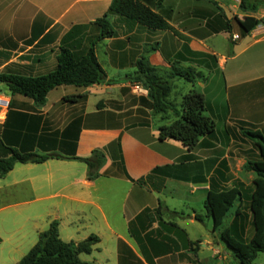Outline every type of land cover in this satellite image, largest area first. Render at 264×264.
Returning <instances> with one entry per match:
<instances>
[{"label":"crops","instance_id":"1","mask_svg":"<svg viewBox=\"0 0 264 264\" xmlns=\"http://www.w3.org/2000/svg\"><path fill=\"white\" fill-rule=\"evenodd\" d=\"M138 1L169 28L151 29L107 12L114 34L93 46L103 82L57 85L38 105L0 81V157L8 148L50 154L37 163L16 162L0 177L1 260L16 263L56 220L64 241L98 237L80 258L84 262L238 264L213 231L203 200L208 190L236 187L241 197L224 214L222 228L247 240L253 176L242 163L258 157L241 131L264 136V0H241L242 6L240 0ZM109 2L0 0V74L50 72L60 46L84 52L98 33L93 21ZM142 54L162 74L171 64L202 74L193 82L172 79L168 95L179 103L188 90L202 94L203 114L214 128L192 149L157 138V128L175 116L152 113L146 90L130 81ZM95 148L104 163L89 179L85 164L72 157ZM48 198L50 210L39 202ZM70 212L82 213L90 226L86 234L61 237Z\"/></svg>","mask_w":264,"mask_h":264},{"label":"trees","instance_id":"2","mask_svg":"<svg viewBox=\"0 0 264 264\" xmlns=\"http://www.w3.org/2000/svg\"><path fill=\"white\" fill-rule=\"evenodd\" d=\"M239 4L242 6L241 0ZM107 12L117 13L151 29L169 28L157 12L138 0H110L107 11L94 19L98 33L84 52L75 53L60 46L55 56V66L50 72L35 77L0 74V81L5 82L11 92L21 93L38 105L43 102L46 92L57 85L86 87L103 82L105 73L95 57L93 46L97 40L114 34ZM201 77L202 74L194 68L175 64H171L167 73L162 74L148 63L144 54L135 60L130 81L146 90L147 103L152 113L162 114L170 110L175 116L171 122L157 128L159 140H177L190 150L201 136L213 133L214 122L203 114L204 101L201 93L194 90L183 93L177 110L168 99L172 79L193 82ZM241 133L252 141L258 157L246 158L242 163V168L253 176L246 197L251 234L245 240L241 236L232 237L228 229L222 228L224 214L232 202L241 197V192L236 187L208 190L203 207L205 213L212 218L213 231L219 235L237 263L252 264L256 254L264 250V136L256 129H243ZM8 150V156L0 157V177L16 162L37 163L50 157V154L19 152L12 148ZM72 158L85 164L87 178L100 175V168L104 163L100 149L90 150L86 157ZM142 181L143 178L136 180L138 183ZM241 215L242 213L238 214ZM194 217L198 218L197 215ZM97 241L98 237L93 233L79 241H64L58 236L57 221L51 220L44 230L37 233L36 241L14 264H95L80 260L78 255L89 253Z\"/></svg>","mask_w":264,"mask_h":264},{"label":"rangeland","instance_id":"3","mask_svg":"<svg viewBox=\"0 0 264 264\" xmlns=\"http://www.w3.org/2000/svg\"><path fill=\"white\" fill-rule=\"evenodd\" d=\"M178 92V90L176 91ZM177 98H175V101L173 102V106L175 108H179V103L178 101H176ZM236 141H234L235 143ZM250 158H255V153L250 155ZM39 202L44 203V205L46 206L47 209L50 210V198L48 199H44V200H39ZM69 221L70 224L65 228V234L63 232V228L60 230V234L62 238H66L65 236H67L66 234L70 235V238H78V236H82L84 234H86V232H88V230L90 229L89 224L86 222L85 218L83 217L82 213H73L70 212L69 215ZM25 250V249H23ZM0 253L4 254V250L0 251ZM2 254V256H3ZM85 253H80L78 256L79 258H82L84 256ZM12 260L11 259H7L5 258L4 260L0 259V264H12ZM252 264H264V252L262 253H257V255L255 256V258L252 261Z\"/></svg>","mask_w":264,"mask_h":264},{"label":"built area","instance_id":"4","mask_svg":"<svg viewBox=\"0 0 264 264\" xmlns=\"http://www.w3.org/2000/svg\"><path fill=\"white\" fill-rule=\"evenodd\" d=\"M234 1H237V0H234ZM230 38H231V39H236V38H237V34H231V35H230Z\"/></svg>","mask_w":264,"mask_h":264}]
</instances>
